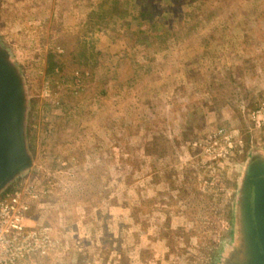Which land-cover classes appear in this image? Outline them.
Listing matches in <instances>:
<instances>
[{
    "label": "rangeland",
    "instance_id": "rangeland-1",
    "mask_svg": "<svg viewBox=\"0 0 264 264\" xmlns=\"http://www.w3.org/2000/svg\"><path fill=\"white\" fill-rule=\"evenodd\" d=\"M112 1L0 0L33 159L10 189L39 185L56 239L27 264H225L264 155V0Z\"/></svg>",
    "mask_w": 264,
    "mask_h": 264
},
{
    "label": "water",
    "instance_id": "water-1",
    "mask_svg": "<svg viewBox=\"0 0 264 264\" xmlns=\"http://www.w3.org/2000/svg\"><path fill=\"white\" fill-rule=\"evenodd\" d=\"M23 77L0 44V196L32 168L26 133ZM241 247L225 264H264V155L253 157L241 180Z\"/></svg>",
    "mask_w": 264,
    "mask_h": 264
},
{
    "label": "built area",
    "instance_id": "built-area-1",
    "mask_svg": "<svg viewBox=\"0 0 264 264\" xmlns=\"http://www.w3.org/2000/svg\"><path fill=\"white\" fill-rule=\"evenodd\" d=\"M264 109L251 114L259 126ZM222 131L218 135H221ZM232 148L230 137L223 138ZM218 144V141H215ZM227 147V148H228ZM225 149L224 156L228 153ZM223 152L219 154L222 156ZM40 198L39 185L25 181L0 196V264L36 263L49 257L56 247L53 228L31 221L33 205Z\"/></svg>",
    "mask_w": 264,
    "mask_h": 264
},
{
    "label": "trees",
    "instance_id": "trees-1",
    "mask_svg": "<svg viewBox=\"0 0 264 264\" xmlns=\"http://www.w3.org/2000/svg\"><path fill=\"white\" fill-rule=\"evenodd\" d=\"M113 2V4H115V7L114 8H110V7H108V8H106V9H104L103 7H102V9L100 10V12H102V13H105V12H107V11H112V12H117L118 11V8L116 7L117 5H118V1H116V0H114V1H112ZM101 7V6H100ZM104 9V10H103ZM169 13V12H168ZM167 13V14H168Z\"/></svg>",
    "mask_w": 264,
    "mask_h": 264
},
{
    "label": "crops",
    "instance_id": "crops-1",
    "mask_svg": "<svg viewBox=\"0 0 264 264\" xmlns=\"http://www.w3.org/2000/svg\"><path fill=\"white\" fill-rule=\"evenodd\" d=\"M101 43H102L101 38H100V39H99V37L96 38V45H97V46H101Z\"/></svg>",
    "mask_w": 264,
    "mask_h": 264
}]
</instances>
